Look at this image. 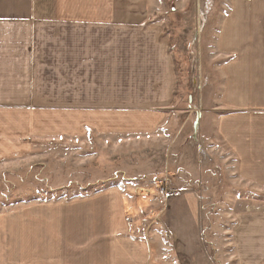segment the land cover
<instances>
[{
    "label": "crops",
    "instance_id": "obj_1",
    "mask_svg": "<svg viewBox=\"0 0 264 264\" xmlns=\"http://www.w3.org/2000/svg\"><path fill=\"white\" fill-rule=\"evenodd\" d=\"M133 1L124 0L119 8L120 0H0V107L50 109L58 103L63 111L51 115H60L61 133L78 138L94 127L115 135L128 115L119 119L118 106L143 100L153 108L161 101L155 86H171L174 79L166 50L144 65L143 54L157 44L146 43L150 39L143 37L145 24L133 13ZM214 35L212 43L199 48L207 73H215L205 94L215 108L205 116L202 146L210 157L226 147L237 159L240 180L246 177L263 190L264 11L233 14ZM151 74H157L152 83ZM133 189L118 186L80 203L43 206L45 213L34 214L37 226L20 225L24 236L15 233L14 250L4 263L158 264L171 254L175 264H210L196 193L164 198L171 231L166 241L164 226H144L145 210L133 199ZM43 227L44 236L36 237ZM237 229L238 241L253 245L254 251L245 253L246 264H264V251L257 250L264 244V216L241 217Z\"/></svg>",
    "mask_w": 264,
    "mask_h": 264
},
{
    "label": "rangeland",
    "instance_id": "obj_2",
    "mask_svg": "<svg viewBox=\"0 0 264 264\" xmlns=\"http://www.w3.org/2000/svg\"><path fill=\"white\" fill-rule=\"evenodd\" d=\"M123 7L120 0L119 8ZM261 10L264 0H134L133 13L150 30L143 32L150 39L146 43L157 44L150 54H143L144 65L166 50L174 82L155 86L161 101L153 108H149L153 104L143 106V100L118 106L119 119L122 113L128 115L126 122L118 123L115 135L108 129L99 133L96 127L83 138L61 133L60 115H51L63 111L58 103L50 109L0 107V264L14 250L15 233L24 236L20 225L37 226L34 214L45 213L43 206L80 203L118 186L136 190L133 199L145 210L144 226L147 230L164 226L161 233L166 241L171 231L164 198L196 193L207 263L246 264V251L254 249L238 241L237 227L241 217L264 216V189L246 177L240 180L237 159L226 147L210 157L202 146L205 116L215 108L205 94L215 73H207L201 61L205 53L200 54L199 48L212 43L214 32L233 14ZM134 65L140 72L137 60ZM156 75L151 74L148 82ZM140 89L135 88L136 96H141ZM44 234L43 227L36 237ZM259 249L264 251V244ZM155 253L161 254L157 245ZM174 257L166 254L165 261L157 262L175 264Z\"/></svg>",
    "mask_w": 264,
    "mask_h": 264
}]
</instances>
